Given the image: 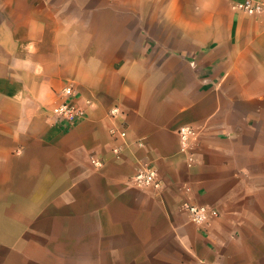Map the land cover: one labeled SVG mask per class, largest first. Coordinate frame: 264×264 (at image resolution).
<instances>
[{"label": "crops", "instance_id": "0c3cea01", "mask_svg": "<svg viewBox=\"0 0 264 264\" xmlns=\"http://www.w3.org/2000/svg\"><path fill=\"white\" fill-rule=\"evenodd\" d=\"M240 1L154 0L147 18L119 0L94 36L59 2L0 0V202L40 204L90 264H264V15ZM69 81L84 114L66 126L44 103ZM140 163L158 189L130 182Z\"/></svg>", "mask_w": 264, "mask_h": 264}, {"label": "rangeland", "instance_id": "374dc122", "mask_svg": "<svg viewBox=\"0 0 264 264\" xmlns=\"http://www.w3.org/2000/svg\"><path fill=\"white\" fill-rule=\"evenodd\" d=\"M53 1L61 3L63 19L74 23L76 17L77 24H82L85 31L94 36L105 35L106 21L121 19L124 11L119 0ZM147 4V18L165 14L149 10L150 6L153 9L154 0H147ZM133 16L130 12L128 17ZM53 104L50 97L44 103V110L49 112ZM21 200L0 202V264H90L89 253L69 251L65 245L68 237H64L65 244L60 251L58 221L33 218L40 204Z\"/></svg>", "mask_w": 264, "mask_h": 264}, {"label": "built area", "instance_id": "2783aa9c", "mask_svg": "<svg viewBox=\"0 0 264 264\" xmlns=\"http://www.w3.org/2000/svg\"><path fill=\"white\" fill-rule=\"evenodd\" d=\"M234 8L248 15H264V0H242L234 5ZM74 88L71 84L64 85L59 92L58 101L51 107L50 113L53 121L60 125L70 126L84 114L83 109L74 101ZM88 102V101H87ZM111 113L116 109H111ZM112 134L124 138L125 132L117 129L111 130ZM181 138V150L186 152L187 141L194 139L195 130L188 127H181L178 130ZM115 156H118L119 148L113 149ZM95 166H101L102 160L92 159ZM194 162V157L188 154L186 163L190 166ZM130 182L137 187H149L158 189L160 182L156 171L148 163H140L135 173L131 176ZM192 222L201 225L206 223L211 217L217 215V211L206 205H184ZM201 264H207L202 262Z\"/></svg>", "mask_w": 264, "mask_h": 264}]
</instances>
